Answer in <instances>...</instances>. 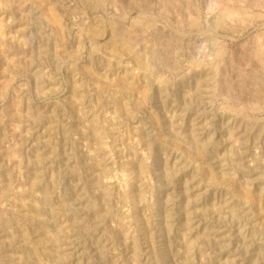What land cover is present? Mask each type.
Here are the masks:
<instances>
[{"label": "rangeland", "instance_id": "374dc122", "mask_svg": "<svg viewBox=\"0 0 264 264\" xmlns=\"http://www.w3.org/2000/svg\"><path fill=\"white\" fill-rule=\"evenodd\" d=\"M263 45L264 0H0V264H264Z\"/></svg>", "mask_w": 264, "mask_h": 264}, {"label": "bare ground", "instance_id": "6f19581e", "mask_svg": "<svg viewBox=\"0 0 264 264\" xmlns=\"http://www.w3.org/2000/svg\"><path fill=\"white\" fill-rule=\"evenodd\" d=\"M223 8H226V7H223ZM225 11H226L227 13H229V11H228L227 9H226ZM224 15H226V14H224ZM224 15H223V16H224ZM240 18H241V17H240ZM242 19H243V18H242ZM263 46H264V45H263Z\"/></svg>", "mask_w": 264, "mask_h": 264}]
</instances>
